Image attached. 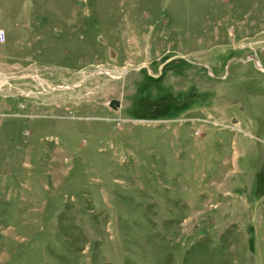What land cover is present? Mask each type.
<instances>
[{"label": "rangeland", "instance_id": "1", "mask_svg": "<svg viewBox=\"0 0 264 264\" xmlns=\"http://www.w3.org/2000/svg\"><path fill=\"white\" fill-rule=\"evenodd\" d=\"M0 29V264H264V0H0Z\"/></svg>", "mask_w": 264, "mask_h": 264}, {"label": "water", "instance_id": "2", "mask_svg": "<svg viewBox=\"0 0 264 264\" xmlns=\"http://www.w3.org/2000/svg\"><path fill=\"white\" fill-rule=\"evenodd\" d=\"M251 60H253L254 65H255V67H256L257 69L264 71L263 68H261L260 66H258V64H257L256 60L254 59V57L251 58ZM109 106H110V108H112V109H116V108L118 107V102L115 101V100H113V101L110 102Z\"/></svg>", "mask_w": 264, "mask_h": 264}, {"label": "built area", "instance_id": "3", "mask_svg": "<svg viewBox=\"0 0 264 264\" xmlns=\"http://www.w3.org/2000/svg\"><path fill=\"white\" fill-rule=\"evenodd\" d=\"M6 41V34H5V31L0 29V44H3L5 43Z\"/></svg>", "mask_w": 264, "mask_h": 264}]
</instances>
